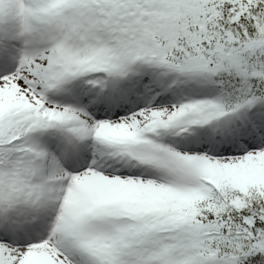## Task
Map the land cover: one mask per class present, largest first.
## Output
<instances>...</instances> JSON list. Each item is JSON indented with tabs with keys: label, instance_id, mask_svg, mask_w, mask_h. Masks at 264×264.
<instances>
[{
	"label": "snow or ice",
	"instance_id": "6c2138e0",
	"mask_svg": "<svg viewBox=\"0 0 264 264\" xmlns=\"http://www.w3.org/2000/svg\"><path fill=\"white\" fill-rule=\"evenodd\" d=\"M0 264H264V0H0Z\"/></svg>",
	"mask_w": 264,
	"mask_h": 264
}]
</instances>
